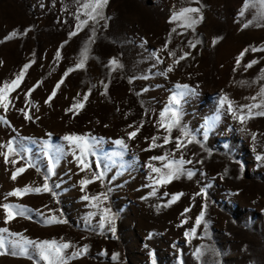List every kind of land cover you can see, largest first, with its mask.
<instances>
[{"label": "rangeland", "instance_id": "rangeland-1", "mask_svg": "<svg viewBox=\"0 0 264 264\" xmlns=\"http://www.w3.org/2000/svg\"><path fill=\"white\" fill-rule=\"evenodd\" d=\"M83 2L0 0V87L30 65L20 86L9 94V109L0 107V116L7 120L0 121V145L13 140L24 157H11L18 160L13 165L0 154V204L22 205L27 211L5 223L0 208V228L34 241H68L74 246L69 251L87 245V252L69 264H264V161L256 159L264 154V116L242 125L227 104L222 107L219 102L227 95L238 112L262 98L251 99L264 85L258 79L264 52L249 51L236 66L241 51L264 47V27L256 26L258 16L251 10L239 15L244 0H199V4L195 0H109L104 9L107 20L89 21L70 37ZM189 6H202L203 20L195 30L171 20L174 12ZM248 20L253 23L243 27ZM93 28L94 42L89 43ZM13 31L17 35L5 39ZM190 42L196 47H190ZM85 45L89 58L83 69H76ZM185 52L190 55L174 64ZM112 58L121 67L113 70ZM254 59L259 63L245 71L244 65ZM178 85L194 90L178 106L181 125L200 141L181 150L184 159L192 161L184 167L194 175L158 185L153 181L159 174L149 165L163 169L167 161L151 157L169 154L170 159H179L181 155L175 151L180 131L173 128L172 142L164 144L169 133L161 127L170 119L164 110L179 91ZM53 90L56 95L46 103ZM85 94L84 107L68 111ZM21 109L32 118L25 119ZM141 122L137 135L129 139L128 133ZM73 133L93 143L94 154L87 157L92 171L105 170L103 181L83 190L80 181L91 179L92 172L80 170L72 146L63 139ZM153 137L159 147H150ZM118 139L124 140L126 149L115 143ZM4 151L0 147V153ZM49 156L55 164L48 180L50 192L7 195L15 188L43 185L49 175ZM29 161L35 167L11 179L12 172ZM201 189L206 190V198L196 195ZM100 193H106L107 199L101 198L98 207H93L96 201L82 199ZM178 193L183 195L169 203ZM205 200L202 223L196 226ZM104 208L115 216V233L107 224L99 227ZM53 215L66 222L45 223ZM194 227L196 234L186 236ZM198 247L204 253L200 257L194 254ZM114 253L117 260L111 258ZM0 264H34V259L5 254L0 255Z\"/></svg>", "mask_w": 264, "mask_h": 264}, {"label": "snow or ice", "instance_id": "snow-or-ice-1", "mask_svg": "<svg viewBox=\"0 0 264 264\" xmlns=\"http://www.w3.org/2000/svg\"><path fill=\"white\" fill-rule=\"evenodd\" d=\"M109 0H84L83 3L80 4L79 8L77 9L76 19L78 21L76 25V30L71 32L69 35L76 36L79 31H81L85 26L89 24V21L93 22L94 24H98L102 20H107L108 18L104 14V9L108 5ZM195 3L199 4V0H195ZM201 7H182L177 12H174L171 16L172 21H182V26L186 27L188 29L195 30V26L199 24L203 20V14L201 11ZM259 8V11L257 12L256 9ZM253 11L254 15L258 16L257 24L258 27H264V0H244V4L242 5L239 15L243 17L246 13V11ZM81 13L86 17L85 19H81ZM195 14V15H193ZM253 23V20H248L247 23H244L243 27L247 28L249 25ZM175 31V29H173ZM17 35V32L13 31L9 36L5 37V39H11ZM95 37V29L93 28V34L91 37H89V43L94 42ZM216 41L214 40L213 43ZM67 43V42H65ZM190 47H196L195 43H189ZM264 52V47L262 48H246L238 55L236 59V66L239 67L241 65V60L245 56L247 52ZM89 48L87 45H85L84 49L81 52V59L76 63L75 68L76 69H83L85 67L86 61L89 58ZM60 53L57 52V57H59ZM171 56H176L175 52L169 53ZM189 53L185 52L183 55L179 56L178 59L174 60V64H178L181 60H184ZM157 60L159 61V57H157ZM115 70L117 67H121L119 62L112 58L109 62ZM258 60H251L247 64L244 65L245 71H247L249 68L253 67V65L258 64ZM30 67L29 64H25L23 66V69L20 71V73L13 79L10 83H5L2 87H0V107L3 108V110L6 112L9 109V106L11 104V100L9 99V94L14 91L16 88L20 86L21 81L24 78V74L27 71V69ZM173 69L171 66L168 67L167 71L171 72ZM71 71V69L69 70ZM235 71V69H234ZM67 75V73H65ZM147 78V77H145ZM259 80H264V68L260 69V76L258 78ZM131 82V81H130ZM60 83H63V81H60L56 88L60 87ZM240 83H247L246 81L240 82ZM105 89H107V85H105ZM178 92H175L171 96L170 104L167 108H165L164 113H170V119L167 123H162L161 127H163L169 135H166L163 138L164 144H169L172 142V137L170 135L173 128H177L181 135L175 137V151L181 152V155L179 159H170L169 154H165L162 156H154L151 157L152 160H160V161H167L163 165L162 168L154 167L152 165H149L151 168V171L154 173H158V178H154V183L158 185H164L171 183L174 179H179L181 176L186 175L189 179L192 178L194 175V172L192 170L186 169L184 166L186 164H191V160H185L182 149L186 148L188 144L191 143H200L199 140L196 139L195 136L191 134V132L185 127L181 125V119H180V111H179V105L181 104V99L188 95L189 93L194 94L193 89H189L188 85H178ZM31 89L29 90V95L31 93ZM147 91V89H145ZM56 95L55 90H53L52 94L49 96L48 101L46 103L50 102L52 98ZM262 97L258 103H252V104H246L240 107V110L237 112V110L233 109L232 102L229 100L227 95H222L220 97V105L223 107L225 104H227V110L229 112H232L233 118L237 119L242 125L249 119H252L254 116H264V85H261V88L256 96L251 97L253 101L257 99V97ZM88 99V95L85 94L83 96V99L76 104L72 106V108L68 109V111L73 110H80L84 107V102H86ZM246 110V111H245ZM20 111L24 112L25 119H31L32 117L29 115L28 112L21 109ZM162 113V116L164 115ZM0 121H3L4 123H7V120L4 116H0ZM143 126V122H141V125L137 127L134 131L128 133L129 139L134 138L137 133L140 130V127ZM129 127H132L131 125ZM209 127H212V124L209 125ZM243 130V129H242ZM205 138L207 136V131H205ZM65 141L69 143V145L72 146V155L74 156L77 164L80 166V170L82 172L84 171H91L92 176L91 179L84 178L80 181V184L82 186V190L84 187H86L88 184L94 182V181H103L105 176V170L100 171H92V163L87 159L89 154H94L93 151V143L90 142V138L78 135V134H68L63 137ZM252 139L255 141L256 134H252ZM157 140V137H153L152 141L153 143L150 145V147H159L160 145H157L155 141ZM98 143V141L96 142ZM117 145H120L122 148H127V145L125 144L123 139H118L115 141ZM202 146V145H201ZM0 147L5 148L6 151L3 153H0L3 155L4 160L6 163H11L13 165L18 163L17 159L11 158L13 156L19 157V159H24V157L21 155V151H18L19 146H14V141L9 140L5 144L0 145ZM62 151V150H58ZM77 151L79 154H77ZM45 155H47V152H45ZM175 155V152L173 153ZM59 157H57L58 159ZM256 159L258 161H264V154H258L256 156ZM197 163H203V161H197ZM35 167V165L29 161L26 166H20L15 169V171L12 172L11 179L16 180L17 177L25 172L27 168ZM55 168V164L53 162V158L49 156L48 158V168L47 172L49 175L44 176V183L41 186L33 187L30 185H26L23 188H15L13 191L9 192L8 196H17L22 197L24 195H27L29 193H40V192H50L51 188L49 186L48 180L49 176L53 174ZM96 168H101V162L99 160L96 161ZM37 171H39V168H37ZM152 195H155V190L151 193ZM167 195V193H165ZM183 193L174 194L169 201V203H173L176 200L182 196ZM196 195L204 196L206 198L207 192L205 189H201L199 193ZM103 198L104 200L107 199L106 193H100L97 196L89 197L88 195H85L82 197L83 200H91L96 201V204H93V207L99 206V201ZM0 208H2L5 212V223L11 222L13 219L16 218V216H24L25 212L27 211L26 208L22 205H14L11 203H4L0 204ZM207 208V202L205 200V203L203 205L202 211L200 215L196 218V226L201 225L205 210ZM185 211H189V209H185ZM91 215H94L91 214ZM66 221L59 219L56 216H51L50 218H47L45 220V223L53 224V223H65ZM105 224L109 226V230L113 233H115V216L114 214H111V210L109 208L103 209V215L100 218V224L99 227L103 229L105 227ZM7 234V235H5ZM196 234V227L191 229L190 233L186 232L185 235L194 236ZM8 236L17 237L19 236L20 239H8ZM73 244L68 241H56V240H43V241H34L31 239H28L27 237H24L23 234L20 233H10L9 229L4 227L0 228V255L5 254H11L13 256L21 255V256H27L29 259H34V264H69V261L80 257L81 255L85 254L88 250L87 245H83L80 248L74 249L72 251H69L70 249H73ZM197 257L202 256L204 253L201 248H197L195 253ZM218 254V253H217ZM113 260L118 259V254H112L111 257ZM153 264H155V261H153Z\"/></svg>", "mask_w": 264, "mask_h": 264}]
</instances>
